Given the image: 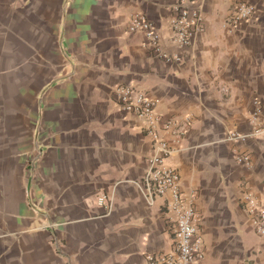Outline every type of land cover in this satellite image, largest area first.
I'll list each match as a JSON object with an SVG mask.
<instances>
[{
  "label": "crops",
  "instance_id": "0c3cea01",
  "mask_svg": "<svg viewBox=\"0 0 264 264\" xmlns=\"http://www.w3.org/2000/svg\"><path fill=\"white\" fill-rule=\"evenodd\" d=\"M239 1L199 0L204 29L178 48L173 0H0V264H147V253L171 251L170 193L145 188L153 146L120 110L119 85L158 98L156 111L178 122L162 133L165 161L199 218L195 264H264V234L242 203L250 190L264 206V136L252 134L264 122V0H247L254 18L228 31ZM135 13L180 62L127 31ZM231 131L247 136L233 142Z\"/></svg>",
  "mask_w": 264,
  "mask_h": 264
},
{
  "label": "built area",
  "instance_id": "2783aa9c",
  "mask_svg": "<svg viewBox=\"0 0 264 264\" xmlns=\"http://www.w3.org/2000/svg\"><path fill=\"white\" fill-rule=\"evenodd\" d=\"M255 10V5L250 1L236 2L225 21L228 31H232L241 23L252 20ZM171 11L170 39L178 48H184L190 45L194 36L204 29V18L199 8V0H173ZM127 31L142 33L145 38V47L153 56L164 62L182 60L183 57L180 54L169 53L163 49L162 36L157 26L143 13L130 16ZM113 94L120 110L136 115L143 122L145 133L151 140L153 150L146 157L147 168L142 179L147 192L149 195L170 193L166 214L171 223L172 249L169 252L147 253L145 256L147 264H195L204 257V248L197 235L199 218L192 201L188 200L180 189L178 170L165 161L172 150L162 133L173 132L178 122L172 118H163L156 111L159 99L141 89L119 85L113 88ZM254 103L259 104L257 99ZM252 134L264 136V122L255 124ZM246 136L247 134L231 131L227 138L233 142H239ZM235 159L241 164H249V156L245 153H235ZM97 203L107 205L105 196H98ZM242 203L250 216L255 232L263 235L264 206L259 204L250 190L243 193Z\"/></svg>",
  "mask_w": 264,
  "mask_h": 264
}]
</instances>
